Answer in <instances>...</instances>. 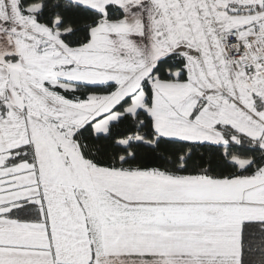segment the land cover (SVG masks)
Returning <instances> with one entry per match:
<instances>
[{"label":"snow or ice","instance_id":"6c2138e0","mask_svg":"<svg viewBox=\"0 0 264 264\" xmlns=\"http://www.w3.org/2000/svg\"><path fill=\"white\" fill-rule=\"evenodd\" d=\"M0 264H264V0H0Z\"/></svg>","mask_w":264,"mask_h":264}]
</instances>
